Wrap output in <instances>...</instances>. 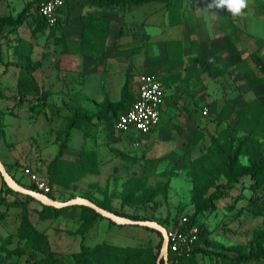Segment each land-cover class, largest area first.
<instances>
[{"label": "rangeland", "instance_id": "374dc122", "mask_svg": "<svg viewBox=\"0 0 264 264\" xmlns=\"http://www.w3.org/2000/svg\"><path fill=\"white\" fill-rule=\"evenodd\" d=\"M35 2L0 0V19H15L28 4H31L30 11H34ZM165 2L126 0L113 6L137 4L153 8ZM251 2L262 0H247V4ZM26 17V25L5 26L0 30V49L7 48L11 52L22 49V41L30 28ZM255 27L252 39L255 50L249 64L255 76L260 78L264 74V59L256 50L261 45L255 39L261 38L264 44V25ZM46 31L45 47L49 57L55 50L61 51L62 44L55 41V33L59 31L57 27ZM30 37L36 42L37 32ZM37 55L35 52L33 59L13 61L19 66L28 65L29 72L21 68L18 76L22 97L27 96L24 92L29 83H35L34 73L40 66ZM131 76L126 78L125 93L113 103L119 104L118 111L123 109L130 96L127 87ZM217 81L221 92L211 90L207 93L197 87L199 91H193L188 102L186 92L173 94L170 91L175 96L177 114L168 135L161 134L158 126L148 137L136 141L117 133L110 118L96 121L95 114L91 113L93 115L88 121L78 119L73 127L77 129V137L74 138L77 144L73 147L77 154L74 151L67 153L66 159L56 161L59 165L53 164L54 170H62V175L54 172L53 180H50L52 195L58 201L84 197L113 213L145 217L166 229L177 225L181 216L193 214L196 207L215 191L216 185L226 184L227 174L233 177L238 168L264 160V119L253 131L249 127L246 130L236 127V113L241 107L255 97L264 103V86L253 88L245 76L231 71ZM28 92L31 95L27 97L29 103L38 102L33 109L26 104L29 113L43 116L47 128L56 133L55 138L47 137L43 143L48 158H54L64 140L67 120L73 113L86 111L77 106H47L48 92H42L40 96L32 93V89ZM205 95L211 99H205ZM22 97L18 104L25 108L23 99L27 98ZM228 155H233L229 172L225 164ZM255 183L251 177H240L237 183L222 188L223 196L213 201L212 209L206 210L196 224L200 232L195 242L198 247L236 256L252 251L255 241L264 245V213L261 212L264 209V182ZM2 192L1 188L0 198L13 200L3 196ZM27 210L29 222L43 234V239L31 243L19 237L21 209L0 204V264H82L78 261L80 253L101 242L119 248H140V264H149L160 240V235L153 230L136 225H112L103 217H96L89 227H85L84 223L91 216L79 207L43 218L38 215L40 206L29 203ZM195 257L196 264H227L201 254ZM173 264L180 262L175 260Z\"/></svg>", "mask_w": 264, "mask_h": 264}, {"label": "crops", "instance_id": "0c3cea01", "mask_svg": "<svg viewBox=\"0 0 264 264\" xmlns=\"http://www.w3.org/2000/svg\"><path fill=\"white\" fill-rule=\"evenodd\" d=\"M165 1L161 6L149 8V5L137 4L107 7L68 0L65 7L59 10L58 22L51 27L59 30L55 33V41L62 44V49L59 52L55 50L53 56L49 57L45 43L46 30L50 28L37 27V2L34 11L29 9L26 18L30 28L22 41V49H16L17 52L3 47L0 49V162L19 185L25 188L31 185L22 171L24 167H29L46 178L51 187L54 172L62 175V170H54L53 164L59 158L66 159L67 153L74 151L77 154L73 150L77 144L74 139L77 129L72 126L68 144L60 157H56L57 150L54 158H48L43 143L47 137L55 138L56 133L47 128L43 116L29 113L28 107L31 105L33 109L38 103L35 100L29 103V89L39 96L42 92H48L47 106H77L86 111L82 114L92 116L91 113H94L98 119L96 121H100L103 118L96 114L106 103L113 104L121 99L129 75H132L127 87L130 96L117 114L134 101L138 92V76L142 73L153 74L164 89L157 125L145 135L119 133L137 141L148 137L158 126L161 134L170 133L177 114V104L171 90L173 94L186 92L188 102L193 91H199L197 87L207 93H211V90L221 92L217 80L229 71L243 76L248 70L253 71L249 64L255 50L252 39L257 29L255 26L264 25V0L246 4L243 14L238 16L223 8L209 7L210 1ZM22 22L19 26L26 25L25 21L24 24ZM5 26L13 28L14 24ZM34 32L38 35L36 42L30 37ZM255 40L261 45L256 50L264 59L263 41L261 38ZM35 52L40 62L34 73L36 80L29 83L24 92L27 96L22 97L18 89V76L21 68L27 65L19 66L13 61L33 59ZM49 60L54 67L50 66ZM21 97L27 98L23 99L25 108L19 107ZM205 99L211 98L205 95ZM74 114L79 113H73L67 120L65 130ZM5 186L0 175L3 196L16 199L15 195L5 193ZM8 199L9 202L13 201ZM54 200L58 201L56 197ZM31 203L40 206L36 200Z\"/></svg>", "mask_w": 264, "mask_h": 264}, {"label": "trees", "instance_id": "16d2710c", "mask_svg": "<svg viewBox=\"0 0 264 264\" xmlns=\"http://www.w3.org/2000/svg\"><path fill=\"white\" fill-rule=\"evenodd\" d=\"M37 2L36 12L37 16H35L37 27L39 28H45L47 27L46 22L44 19L39 15L38 13V4L42 0H35ZM66 2L68 0H65ZM81 3H88V4H99L104 5L107 7H112L114 4L117 3H123L126 2V0H80ZM176 0H168V2L172 3ZM30 5H26L20 13L17 15L15 19L13 18H2L0 19V30L6 25V24H14L19 25L26 15L29 13ZM263 9H264V3H263ZM264 68V67H263ZM26 72H29L28 65L24 67ZM246 79L248 84L251 87H258L263 85L264 86V74L258 78L255 76L253 71L248 70L245 73ZM119 108V104H111L106 103L103 105V107L99 110V112L96 114L98 117L102 118H113L114 120L117 118V116L120 114H117ZM125 111V110H124ZM237 123L236 127L238 129H247L250 128L251 131H253L261 122L262 119H264V103L258 98L255 97V99L250 100L246 103L245 106L241 107L237 113ZM92 116H89L87 114H74L71 121L67 124L65 134H64V140L59 145L58 152H57V158L60 157L62 154L63 148L66 145L68 136H69V130L74 124L76 123V120L78 118H81L85 121H88L91 119ZM233 161V155H228L226 157V169L227 172L230 170L231 162ZM227 182L225 185L215 186V191L211 193L204 202L197 206L193 214L188 216V222L189 224H197L200 219V217L203 216V213L206 210L212 209L213 207V201L220 199L223 196L222 188H228L230 185L235 182H238V178L240 177H251L255 179L256 183L255 185L264 182V160L259 161L257 163L249 164L246 166H242L237 169L236 174L234 176H230L227 174ZM29 189L35 190L33 185H30L29 187H26ZM5 193L13 194L16 196V199L9 202L5 198H0V204H3L5 206H15L19 207L21 209V221L20 225L18 227V236L22 237L24 239H27L31 243L33 241H39L43 239V234L38 232L29 222V213L27 210V205L31 202H34L35 200L27 195L20 194L18 192H14L11 188L5 186ZM46 195L51 198L55 199V197L52 195L51 192L46 193ZM41 206V210L38 211V215L43 218L47 217L49 215L56 216L58 213L62 211L67 210H74V208H82L86 212L90 214V218L84 223L85 227H89L96 217H102L97 212H95L93 209L87 206H70V207H64V208H55L46 204L39 203ZM98 205V204H97ZM102 207L101 205H98ZM104 208V207H102ZM106 209V208H104ZM109 210V209H106ZM110 211V210H109ZM264 213V209L261 211ZM115 214L125 217L130 220H150L145 217H139L136 215H125L119 212H114ZM1 217V214H0ZM110 224L116 225L112 221L108 220ZM199 224V223H198ZM116 226H122V225H116ZM200 227V225H199ZM145 229L153 230L157 232L160 235V240L157 244L156 253L152 256V260L148 261L149 264H164L163 259L159 258L160 254V248L162 243V236L161 233L158 230L142 227ZM201 228V227H200ZM200 235V232H198V237ZM197 241V240H196ZM140 248H119L117 246L109 245L106 242H101L92 248L84 249L80 255L78 256V261L82 264H140L141 256H140ZM201 254L203 256H208L209 258L214 257L218 258L220 261H224L227 264H264V245L260 241H255L254 248L252 251L247 253H242L236 256H228L227 254L223 252H211L210 250H206L204 248L198 247L197 244H194V247L191 251L190 256L188 257H177L172 252H168L167 255V263L173 264L175 260H179L180 264H196V255ZM148 258H145V260ZM184 262V263H183Z\"/></svg>", "mask_w": 264, "mask_h": 264}, {"label": "built area", "instance_id": "2783aa9c", "mask_svg": "<svg viewBox=\"0 0 264 264\" xmlns=\"http://www.w3.org/2000/svg\"><path fill=\"white\" fill-rule=\"evenodd\" d=\"M65 5V0L39 2L38 13L48 28L56 25L59 20V10ZM163 100L164 89L159 79L153 74H140L136 97L130 106L117 116L114 129L118 133L148 134L158 123ZM203 114H206V111H203ZM22 171L36 191L43 194L51 191L46 178L40 177L29 167H24ZM167 237L168 252H172L177 257H188L198 238V228L195 224H189L188 216H181L177 225L167 229Z\"/></svg>", "mask_w": 264, "mask_h": 264}, {"label": "water", "instance_id": "95a60500", "mask_svg": "<svg viewBox=\"0 0 264 264\" xmlns=\"http://www.w3.org/2000/svg\"><path fill=\"white\" fill-rule=\"evenodd\" d=\"M0 175L5 182L6 186L11 188L14 192L32 197L34 200L55 208H64L70 206H87L97 212L103 218L112 221L116 225H136L140 227H147L158 230L162 236V243L160 248L159 258L163 259L164 264H167L168 255V237L167 229L160 223L154 220H130L125 217L119 216L109 210H106L96 203L80 196L70 198L66 201H56L49 198L46 194L38 192L33 189H28L19 185L13 177L5 170L3 164L0 162ZM159 264V263H158Z\"/></svg>", "mask_w": 264, "mask_h": 264}, {"label": "clouds", "instance_id": "9594fccd", "mask_svg": "<svg viewBox=\"0 0 264 264\" xmlns=\"http://www.w3.org/2000/svg\"><path fill=\"white\" fill-rule=\"evenodd\" d=\"M247 0H210L209 7L223 8L233 16L243 14Z\"/></svg>", "mask_w": 264, "mask_h": 264}]
</instances>
